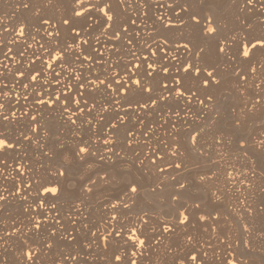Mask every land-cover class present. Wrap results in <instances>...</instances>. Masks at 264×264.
<instances>
[{
  "label": "bare ground",
  "instance_id": "6f19581e",
  "mask_svg": "<svg viewBox=\"0 0 264 264\" xmlns=\"http://www.w3.org/2000/svg\"><path fill=\"white\" fill-rule=\"evenodd\" d=\"M44 1L0 0V264H264V236L254 233L256 220L264 224V171L230 172L226 178L227 172L220 171L222 212L237 229L229 236L227 218L217 213L197 217L200 208L185 200L187 194L202 190L204 206L217 203L208 189L203 190L206 181L196 178L173 188L166 179L174 172L180 178L187 174L180 172L179 151L174 154L164 147L170 138L183 137L184 125L197 129L203 121L191 122L185 112L201 113L210 101L180 91L175 80L215 85L217 75L232 71L220 67L229 64L228 53L255 69L237 82L249 95L242 102V120L264 107V63L255 68L260 60L256 57L264 56V0L200 1L202 10L222 5L238 21L245 18L248 26L236 24L239 32L224 39L213 35L218 25L210 24L207 14L189 19L176 0H61L60 13ZM33 4L45 11L43 20L31 15ZM11 9L29 15L30 21L1 15ZM185 31L221 63L196 76L200 71L194 70V76L185 73L190 65L175 71L193 60L192 36L180 34ZM256 82L261 91L254 88ZM145 86L152 91H146L144 101L131 104L128 95ZM194 95L203 101L198 103ZM173 105L177 110L172 111ZM210 115L206 110L204 122ZM260 133L255 138L247 133L245 146L264 161V127ZM192 147L193 142L188 143L185 152L194 155ZM120 148H138L141 162L111 199L94 197L106 191L103 177L82 188V178L70 171L58 173L51 165L58 153H66L65 170L95 161L113 167ZM143 175L148 181H142ZM154 180L163 190L145 188L144 183ZM131 184L137 185L135 192L134 185L128 190ZM68 193L77 200L65 201ZM172 195L179 198L177 203L169 201ZM161 197L167 200L162 202L167 218L146 210L134 214L139 202L147 205ZM213 227L219 228L218 234L210 232ZM198 228L206 229L207 246L198 242L199 233H192Z\"/></svg>",
  "mask_w": 264,
  "mask_h": 264
},
{
  "label": "rangeland",
  "instance_id": "374dc122",
  "mask_svg": "<svg viewBox=\"0 0 264 264\" xmlns=\"http://www.w3.org/2000/svg\"><path fill=\"white\" fill-rule=\"evenodd\" d=\"M176 1L180 2L179 4L181 5V8L186 9L187 12L190 14L189 19L192 18V17H195V18L198 17L197 19H200V17H202V16L205 17V14H207L208 18H206V19H209L211 21L210 24L214 23V24L218 25L219 29L214 26V33L215 34H213V35H216V34L219 35L220 39H222L223 37L224 38L233 37L234 34L239 32L237 29H235L236 28V24H238V23L241 24V25H244V27L248 26L247 22L245 21V18L241 19V20L239 19V21H238L237 17H234L231 12H228L229 10L227 9L228 8L227 6L218 5V7L213 8V6L211 4H209L211 7L208 5L207 9L208 8L209 9L206 11V9L202 10V8H200L201 6H199L200 5V1L203 2L202 0H199V2H198V0H195V1L194 0H176ZM209 1H211V3L213 1L215 2V0H209ZM230 2L231 3H235V0H230ZM44 5H46L47 8H49L50 6L53 7V8L55 7V11H57V13H60V11L63 12V10H64V8L62 6L63 2L61 0H59V1L58 0L57 1H55V0H46V1H44ZM36 6H37L36 4H35V6L33 4L30 7V8L34 7L33 9H30V10H32L31 11V13H32L31 15L34 14L35 16L33 15V17H37V18L40 17L39 19H41V18H43L41 15L45 11H43V9L40 8V7L37 8ZM35 9H37V10H35ZM224 9L227 10V11H224ZM12 10L13 9H11L10 10L11 12L9 11L8 13L1 12V15L4 16L7 20H9L11 18L12 19L18 18L20 20V22L22 21L23 23H28L30 21L29 15L23 14V13H17L16 10H18V9H15L13 11ZM25 10L28 11L29 8L25 9ZM236 19H237V21H236ZM41 20H43V19H41ZM64 21L65 20L62 19V22H64ZM214 24H212V25H214ZM208 28L209 27H204L203 30H207ZM103 29H104V27H102V29L100 28L99 33H101V31H103ZM189 32H186V31L182 32V33L180 32V34L184 33V35H186V36L188 35L189 37L192 36L191 38H193V40L191 38H189V40L191 41V44H192L191 47H193L192 49L193 50L195 49L194 54L198 53V64L200 65L199 67L201 69L199 74H201L202 71L204 72V70L207 71L208 69H211V66H215V67L218 66L221 63L219 61V59H217L218 56H216V58H215L216 54L214 56L212 54H209V52L204 48L206 46H204V44H202V43L198 44L195 41V37L192 34L191 35L188 34ZM185 33H187V34H185ZM244 36H245V34H244ZM194 45H196V46L194 47ZM215 52L218 53V50H216ZM229 55H230L231 59L235 58V56L233 57L231 55V53H229ZM259 57L258 58L256 57L257 60H259V59L260 60L258 61L259 63L255 65V68L261 66L264 63V56H259ZM118 58L119 57L116 58V61L118 60ZM213 60L214 61L215 60L218 61V63L216 61L214 63ZM204 66H205V68H204ZM220 67L221 68L223 67L224 68L223 70H225V68H226V70H232V71H231V73L229 72L227 74H221L220 73L219 74L220 76L217 75L216 79H218L217 80L218 82L215 85L211 84V85H208L207 87L206 86L202 87V82L201 83H195L194 81H192V79H188V80H187V78L186 79H182V81L180 82V86H179L180 91H190V92L195 93L196 95H200L201 94V96H205L204 98L211 99V101H212L211 102L212 103L211 115L208 117V119H206L207 121H205V122L203 121L204 124L203 123H202L203 125L200 124L201 127L199 126V127H197V129H192L191 130L189 125H187V126L184 125L182 129H186V131H185L186 133H183L184 134L183 137H182V134H181V136L178 135V136H175L173 138H170V140L173 139V140H175V142L173 140H171V141L167 140L168 141V142H166L167 145L165 143L164 147L168 146L167 147V151L169 150V151L172 152L174 150L173 151L174 154H176L179 151L178 152L179 155L181 157H183L182 161H181V162H183L182 163L183 167H181L182 166V164H180L181 162L179 163L180 172H186V174H187L186 176H183V178H180L179 176H176L175 172L173 174L171 173V175L169 174L168 177H166V179H168V181L170 183L172 182L171 184H174L173 188L179 186L180 185L179 182H182V184H187V183L191 182L192 179H196L197 178V181H199L202 178L204 181H206L205 182L206 184L204 183L203 190L208 189L209 193H211L214 196H219V198H220L219 199L220 203L217 202L218 204L214 203L213 205H209V206L205 205L204 206V203H203L202 198H201V196H202V192L201 191L202 190H199V191L197 190V194L196 193L187 194L186 195L187 198L185 200L188 199V201L189 200L192 201L193 206H197V207L200 208V209L199 208L198 209L201 210L197 214V217H199L201 215L206 216V214L209 215V217H213V216H216L218 214L217 217L222 218V219H226L228 216L227 215H223L224 212H222L223 210H222V207L220 205L221 201L224 200L223 194H218L217 193V189H219L220 184H221V183H219V176L218 175L221 174V172L223 174L225 172H227V173L224 174V177L226 178L227 174L230 173V172L242 173V171H244V172H246V171L247 172L259 171V170H260L259 172H262V170L264 171V161L259 159L257 156H254V154L252 152H250L246 148L247 146H245V144H246V139H245L246 136L245 135L247 133H249V135H251V137L255 138L257 135L261 134L260 132L263 131V127H264V107L262 109H259L258 111H254L253 114H252L254 117L252 116L251 118L242 120L241 117L245 113L244 110L242 112V109H244L242 102L244 101L245 98H248L249 95H247V90H244L243 88L237 87V85H238L237 82L241 81L243 77H246L247 73H250L251 71L254 72L255 69H251V67H249V68L245 67L243 62L240 61V60H236V58H235V60L233 62H229V64H225L224 63V64L220 65ZM199 74H197V75H199ZM197 77H195V78H197ZM159 81L160 80H158V82ZM161 84L162 83L160 81L159 82V86H161ZM254 84H255L254 88H260L258 90H260V91L262 90V88L259 85V82H256ZM201 88L205 89V91H201ZM146 91L147 92L148 91H152L151 87L150 86H145V87L141 88L140 92L129 94L128 95V99H129L128 101L131 104H138V103L144 101L143 95L146 93ZM203 93H204V95H203ZM256 99H259V98H255V100ZM263 101H264V98H263ZM171 108L173 109L172 111H175V109L177 110L175 105H173V107H171ZM218 115H219V117H218ZM232 116H234V117H232ZM235 116L238 119H236ZM233 118H235V120H233ZM147 126H148L147 130H148L150 125H147ZM188 129L191 130V131H188ZM127 132H129V130L125 131L124 133H127ZM191 135H192V138H194V136H195V138L193 139L194 141H191L192 140ZM179 137H181V138L179 139ZM174 138H176V139H174ZM177 138L179 140H181V142L179 140H177ZM187 141H189V142H187ZM177 142H179V143H177ZM184 142H186V143L184 144ZM190 142H193V146L194 147H192V148H193L195 156L194 155H189L187 152H185L186 151L185 150V146H188V143L190 144ZM218 142H220V144ZM175 143L177 144V147H175L176 146ZM179 144H180V147H179ZM125 146H126V144H125ZM183 146H184V148H183ZM233 146H234V148H233ZM181 148H183V149H181ZM214 148L215 149L218 148V149L215 150ZM133 149L134 150H132L130 148V150H126V152H127L126 153L124 150L121 151V148H120V151L118 150V153H119L118 158L119 157L120 158L117 160L116 163H114L112 165L113 167H106V166L101 165L98 161H95V162H92L91 164H85V166L84 165H81L80 167L78 166L77 168L76 167L71 168L69 166L70 168L68 170L67 169L65 170V168L62 165V162H64L66 160V158H67L66 153H58L57 156L54 157V159H52V164L51 165L53 167H58V173L60 171L62 173H66V172L70 171L71 174L73 173L72 176L74 178H76V179H78V178L81 179L82 178L81 181L84 180L83 183H82V188H84V186L86 184L96 181L97 178H102L103 177L102 179L105 181L104 187L106 186L105 187L106 191L105 190L101 191V192L97 193L98 194L97 196H94V197L100 198V199H98V201H100L101 199L102 200L103 199H109V198L111 199V197L114 196L113 194L116 192V190H118L117 188H119L122 184H124L129 177L132 178L131 176L134 175L133 167H137L136 165H139L140 162H141V160L138 158V154H139L140 150L138 148H137L138 151L135 148H133ZM244 149H246V150H244ZM247 150H248V152H247ZM121 152H123V153H121ZM144 152H146V150ZM121 154L124 155V156L122 157ZM196 157H198V158H196ZM218 158H219V160H218ZM121 159H123V160H121ZM132 163L135 164V165L132 166ZM60 168H61V170H60ZM226 168L227 169L230 168V169L227 170ZM251 168H253V169H251ZM174 174H175V177H174ZM144 176L145 175H143L142 181L143 182L148 181V179H146L147 177L146 176L144 177ZM83 177H84V179H83ZM140 177H138V178L141 179L142 177L141 178ZM176 177H178L179 179L176 178ZM80 179H78V180H80ZM173 180H175V181H173ZM176 181H177V184H176ZM144 184H146L145 188L147 190H152V191L156 190V189H157V191L158 190H163L159 180H154L153 182L144 183ZM132 185H134L135 189L137 188L136 184H131V185L128 186V190L130 189V187ZM68 194H67V196L64 199L65 201H69L70 202L72 200L73 201L77 200L75 198L76 197L75 195H73L72 193H68ZM242 195H241L240 200H242L244 198V196H245V195H243V196ZM172 196L169 198V201L170 202L173 201V203H177L179 198L177 196H175V195H172ZM189 197H190V199H189ZM159 199L161 201L160 200L159 201L154 200V202H153V201L149 200L150 201L149 202V201L146 200L148 202V203L146 202L147 205H145L144 201H141L143 203V206H142V203L139 202L136 205L135 209H134V214H137L140 211L146 210L148 212H151L152 215L159 214L160 217L162 216V218H167L168 214H167V211H165L166 207L164 206L165 207L164 208L163 207V203H162V202L166 203L167 200H165L163 197H161ZM196 200H197V202H195ZM157 204H159V205H157ZM161 204H162V206H160ZM151 206L152 207L154 206V207L152 208ZM137 209H139V211H137ZM156 209H159L160 211L156 210ZM226 220H229V222L231 224V218H227ZM258 221L259 220L255 221L254 227L256 226L259 229H257L255 227L256 230L254 229L255 230L254 233L256 232L255 234H257V235L261 234V235L264 236V230H262V229H264V224L262 225V221L261 220L259 222ZM243 222H244V220H241V223H242L241 226H243V225L246 226V223H243ZM233 227H235V226H233V222H232V224L230 225V229L231 230H229V234H228L229 236H235L236 235L237 229L233 228ZM260 227H262V228H260ZM216 228L215 227H213V229L210 228V232H212V233L215 232V234L216 233L218 234V229L219 228L218 229H216ZM203 229L202 228H200V229L198 228V229L194 230L196 232H194V231L192 232V233H195V235H197L199 233L198 235H200V236L197 235V240H198V242L200 244H205L207 242V240H208L205 237L206 236L205 234H206L207 231H206L205 228H203ZM223 229H225V228L224 227H220V230H223ZM201 233H203L204 235L201 234ZM201 236H203V237H201ZM200 237H201L202 240L200 239ZM201 241H203V242H201ZM246 260H247L246 258L245 259L243 258V261H246Z\"/></svg>",
  "mask_w": 264,
  "mask_h": 264
},
{
  "label": "built area",
  "instance_id": "2783aa9c",
  "mask_svg": "<svg viewBox=\"0 0 264 264\" xmlns=\"http://www.w3.org/2000/svg\"><path fill=\"white\" fill-rule=\"evenodd\" d=\"M184 9V8H183ZM189 51V50H188ZM226 52H228V51H226ZM192 56H193V60H192V62L191 63H184L183 65H179V66H177V68L175 69V71H181V70H184L185 69V67H189V65L190 66H192V68L191 69H188V70H186L185 71V73H187V72H191V73H193V76H194V70H197V71H201V69H200V65L198 64V53L197 54H193V51H192ZM227 58H230V55H229V53L227 54ZM231 59V58H230ZM229 59V62H233V60L231 59L230 60ZM223 68V67H222ZM224 69V68H223ZM197 74H199V72L197 73H195V76L197 75ZM182 81V79H177V81L175 80V84H177L178 86L180 85V82ZM194 98H195V101H197L198 103L199 102H201V101H203L202 99H198L199 97L198 96H196V95H194ZM206 99H209V98H204V100L206 101ZM207 102V101H206ZM212 101H211V99H210V101L208 102V104H204L203 105V107H206V109L203 111V112H201V113H195V112H190V111H187V112H185V115L187 116V118L191 121V122H194V121H199V120H201V121H204L205 120V111L206 110H210V112H211V106H212V103H211ZM183 108V107H182ZM229 174V173H228ZM228 174H227V176H228ZM226 176V177H227ZM213 197H214V200H216V202H219V197L218 196H214V195H212ZM238 202H239V204H241L242 205V202H243V199L242 200H238Z\"/></svg>",
  "mask_w": 264,
  "mask_h": 264
},
{
  "label": "snow or ice",
  "instance_id": "6c2138e0",
  "mask_svg": "<svg viewBox=\"0 0 264 264\" xmlns=\"http://www.w3.org/2000/svg\"><path fill=\"white\" fill-rule=\"evenodd\" d=\"M249 2H251V0H249ZM109 19H111V17H109ZM260 46L264 47V44H261ZM253 47H254V46H253ZM243 55H244L245 57H247V56L249 55V52H248V51H244V52H243ZM0 143H2V142H0ZM81 151H84V149H81ZM53 191H54V190H53ZM132 191L135 192L136 189L133 188ZM141 243H142V242H141Z\"/></svg>",
  "mask_w": 264,
  "mask_h": 264
}]
</instances>
